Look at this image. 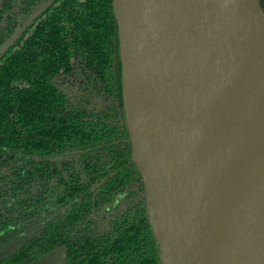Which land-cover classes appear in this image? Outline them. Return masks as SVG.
<instances>
[{
    "label": "water",
    "instance_id": "obj_1",
    "mask_svg": "<svg viewBox=\"0 0 264 264\" xmlns=\"http://www.w3.org/2000/svg\"><path fill=\"white\" fill-rule=\"evenodd\" d=\"M113 5L132 159L162 264H264L260 0Z\"/></svg>",
    "mask_w": 264,
    "mask_h": 264
},
{
    "label": "trees",
    "instance_id": "obj_2",
    "mask_svg": "<svg viewBox=\"0 0 264 264\" xmlns=\"http://www.w3.org/2000/svg\"><path fill=\"white\" fill-rule=\"evenodd\" d=\"M260 2L264 9V0ZM117 33L112 0H67L46 15L19 48L14 45L0 59V156L23 163L17 172L0 175V249L38 220L45 221L40 212L52 195L58 198L68 192L75 198L77 190L68 183L84 182L92 169L117 177L111 190L121 188L123 182L134 177L135 185L140 183L141 189L123 193L135 195L130 203L132 212L133 206L146 208L147 197L138 169L134 174L123 170L131 151L122 147L125 126L121 122L126 124V120L121 103ZM76 61L87 64L90 71L97 73L101 85L118 98L122 119L115 110V101L101 112L68 103L56 77ZM67 156H73L67 161L68 181L64 161L60 160ZM35 157L45 159V163L52 160V165L56 159L55 172L42 165L43 174L34 175ZM109 161L117 162L118 173ZM109 185L111 181L106 178L102 189ZM116 205L120 207L121 200ZM144 211L137 220L134 213L135 221L128 223L136 227L139 221L141 231L126 237L114 255L117 260L109 264H162L147 208ZM44 229V233L36 235L39 241L47 239L49 231ZM96 250L66 264H108L100 256H93ZM13 256L0 264H23L27 260L17 261Z\"/></svg>",
    "mask_w": 264,
    "mask_h": 264
},
{
    "label": "flooded vegetation",
    "instance_id": "obj_3",
    "mask_svg": "<svg viewBox=\"0 0 264 264\" xmlns=\"http://www.w3.org/2000/svg\"><path fill=\"white\" fill-rule=\"evenodd\" d=\"M66 1L67 0H0V46L16 34L15 40L1 54L0 59L14 45L15 48H19V45L23 43L24 39L34 34V31L40 21L45 18L46 15L51 14L56 8L62 6ZM113 11L117 22L118 32V21L114 5ZM117 35L119 39V34L117 33ZM79 67L85 74L81 80H84L85 82L87 81V85L84 86L87 91L79 93L78 101L73 100L69 95V89L66 87V83L60 78V76L70 74L74 69ZM56 81L65 94L66 100L69 104H72L75 107L86 108L93 112H101L103 109H109V105L115 101V110L119 111V118L122 119L120 104L122 103L124 110L123 96L120 103L116 96L109 93L107 89L101 85L102 83L100 78L97 77V73L90 71L88 65L82 61L74 62L72 68L69 70L61 69L56 77ZM112 110L113 111L111 112L114 113V109ZM123 113L125 117V111H123ZM121 124L125 126V135L122 139V147L131 151V157L127 159V163L123 170L134 174L137 166L132 159V145L128 127L127 124H124L123 122H121ZM127 134L129 140H127ZM71 159H73V156L60 158L62 162L64 161V171L67 176V181V173L70 170V168H67V161ZM111 162L112 163L109 161L110 165L118 173L119 169L117 162ZM85 164L86 163H84V165ZM42 165L44 166V169H49V171L55 172L57 161L56 159H53L52 165V160H48L45 163V159L35 157L33 159L34 175L43 174V170L41 169ZM79 165V163H76L78 169H80ZM21 166H23V163L20 160H7L5 157L0 156L1 176L17 172ZM93 171L94 169L91 171L89 170L88 179L84 180V182H75L74 185L71 182L68 183L71 188L74 186L77 190L75 198H73V196L68 192L61 194L58 198H55L54 195H52V197L48 199V205H46L45 209L40 212L42 216L41 218H44L45 221L39 222L38 220L33 225H30V227H27L21 236H17L8 244L3 245V248L0 249V253L8 247L14 246L15 248L11 251V253L1 257L0 261L14 255V258L12 259L17 261L27 259L23 262V264L34 263L42 260L46 256H49L58 248H63V252L61 254H64V258L61 264H66L67 262L79 259L80 257L82 259L83 255L84 258H86L85 254L95 249L97 250L93 256H100L101 261L104 263L107 262L109 264L110 262L117 260L114 255L119 251L118 247L126 242V237L130 236L131 233L137 234L141 231L139 221L136 222V227H130L128 223L135 221V219H132L134 213H137V220L145 212L144 210L146 208L148 211L147 201L145 209L144 207L142 208V206H133L135 211L132 212L130 203L135 199V195L130 196L125 193H128L129 190H132L134 193L136 188H139L140 190V183L135 185L136 180L133 177L131 179L129 178L126 182H123L121 188L111 190L117 177L111 173L105 175V172L103 171ZM76 172L79 173L78 170ZM52 178L54 183L56 178L55 173L52 174ZM106 178L111 181V185L102 189V185ZM141 179L145 195L147 197L145 183L142 176ZM87 187L89 188L87 189ZM71 199L74 200L72 201ZM120 200L121 205L118 207L116 204ZM35 213H38V210ZM44 228L48 229L49 234L47 239L42 237V240L39 241L36 238V235L40 231H43Z\"/></svg>",
    "mask_w": 264,
    "mask_h": 264
},
{
    "label": "rangeland",
    "instance_id": "obj_4",
    "mask_svg": "<svg viewBox=\"0 0 264 264\" xmlns=\"http://www.w3.org/2000/svg\"><path fill=\"white\" fill-rule=\"evenodd\" d=\"M84 75L85 74L83 73V70L79 67L74 69L70 74H64L60 76V78L63 79L66 83V87L69 89V95L72 97L73 100L79 101V93L87 91L84 88V86L87 85V81L85 82L84 80H81ZM74 90L77 92H75ZM62 252L63 248H58L42 260L27 264H61L64 258V254H61Z\"/></svg>",
    "mask_w": 264,
    "mask_h": 264
}]
</instances>
